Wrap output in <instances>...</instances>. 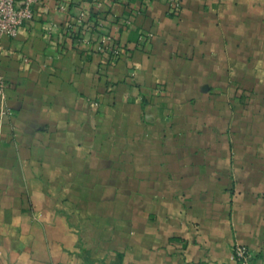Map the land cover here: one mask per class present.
<instances>
[{
	"label": "crops",
	"instance_id": "obj_1",
	"mask_svg": "<svg viewBox=\"0 0 264 264\" xmlns=\"http://www.w3.org/2000/svg\"><path fill=\"white\" fill-rule=\"evenodd\" d=\"M2 51L0 264H264V0H40Z\"/></svg>",
	"mask_w": 264,
	"mask_h": 264
},
{
	"label": "built area",
	"instance_id": "obj_2",
	"mask_svg": "<svg viewBox=\"0 0 264 264\" xmlns=\"http://www.w3.org/2000/svg\"><path fill=\"white\" fill-rule=\"evenodd\" d=\"M40 0H0V56L2 55V39L4 37H16L19 28L29 23L33 17V7ZM172 8L178 9V0H170ZM84 18L81 13L80 19ZM102 24L100 21L98 22ZM124 24H129V20H125ZM71 30L72 37L77 44L82 41L79 29L74 28L72 24L68 26ZM99 50L106 56L117 57L121 52V47L115 43L111 35L107 34L102 37L99 45ZM6 83L0 76V92L5 87ZM250 252L248 249L239 243H234L231 247V258L234 264H249Z\"/></svg>",
	"mask_w": 264,
	"mask_h": 264
}]
</instances>
